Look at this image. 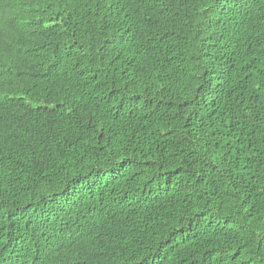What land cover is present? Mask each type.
Returning a JSON list of instances; mask_svg holds the SVG:
<instances>
[{
  "label": "trees",
  "instance_id": "obj_1",
  "mask_svg": "<svg viewBox=\"0 0 264 264\" xmlns=\"http://www.w3.org/2000/svg\"><path fill=\"white\" fill-rule=\"evenodd\" d=\"M264 264V0H0V264Z\"/></svg>",
  "mask_w": 264,
  "mask_h": 264
},
{
  "label": "clouds",
  "instance_id": "obj_2",
  "mask_svg": "<svg viewBox=\"0 0 264 264\" xmlns=\"http://www.w3.org/2000/svg\"><path fill=\"white\" fill-rule=\"evenodd\" d=\"M26 264H28V263H26Z\"/></svg>",
  "mask_w": 264,
  "mask_h": 264
}]
</instances>
